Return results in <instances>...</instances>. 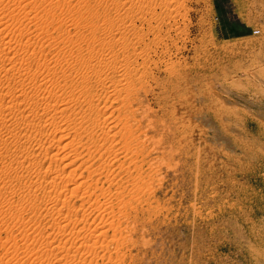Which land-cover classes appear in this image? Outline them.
<instances>
[{"label": "rangeland", "instance_id": "rangeland-1", "mask_svg": "<svg viewBox=\"0 0 264 264\" xmlns=\"http://www.w3.org/2000/svg\"><path fill=\"white\" fill-rule=\"evenodd\" d=\"M118 3L119 0H0V30L6 31L1 36L14 42L19 36L25 41L34 36L26 58L33 61L31 66L40 67L37 71L33 68L35 72L32 70L27 78L14 76L8 81L3 74L10 67L6 63L17 59L20 52L5 48L10 53L7 51L0 60V96H5L0 102L1 119L6 115L5 121L19 120L32 109L29 99L44 97L48 90L49 97H56L58 102L66 98L78 104L80 95L91 88L62 89L66 83L58 75L60 69L79 66L81 59L89 60L91 51L109 56L120 52L119 60L123 56L133 60L137 74L141 72L140 81L134 82L139 102L135 107L136 121L143 130L144 142L143 153L138 156L143 162L141 179L132 184L135 168L129 177L118 175L116 170L111 175L116 181L129 178L117 191L109 187L112 184L104 179L105 172L97 178L88 174L86 167L91 171L103 161L91 159L90 165H83L74 175L58 182V191L64 189L63 196L67 195L71 214L61 205L56 208L95 225L102 222L101 217L90 208H104L107 204L106 215L110 205L114 212L119 211V200L132 201L136 210L129 206L121 209L130 211L126 220L133 228L132 239L137 241L128 243L131 257L125 264H264V0ZM117 36L123 39V50L118 46L110 48L111 40ZM14 67L18 68L16 72L21 69L18 63ZM46 80L52 83L44 86ZM57 83L60 89H56ZM5 107L15 110L7 113ZM27 116L30 121V114ZM33 121L35 125L41 122ZM0 132V152L12 150L10 134ZM72 140L73 147L78 148V137ZM44 141L41 143L47 160L35 158H41L37 161L42 163L41 179L47 178L46 169L63 168L67 163L61 160L62 151L57 150L62 143L49 146ZM83 147L80 146L81 153L86 157ZM51 153L57 156L50 159ZM12 165L13 158H0V174ZM75 168L67 167L65 175ZM9 175L7 181H14L15 175ZM80 182L85 187L90 185L70 196L69 191ZM92 187L99 188L93 191L96 188ZM10 188L0 185V264H60V259H70L73 248L65 252L69 247L65 237L59 243H63L59 246L62 252L42 255L40 262L29 252L32 248L37 251L42 232L50 233L48 227L56 228L61 220L52 213L44 216L48 188L36 190V197L31 198L13 182ZM126 188L133 189L129 196ZM122 225L125 227V222ZM74 227L71 224L67 231Z\"/></svg>", "mask_w": 264, "mask_h": 264}, {"label": "bare ground", "instance_id": "bare-ground-1", "mask_svg": "<svg viewBox=\"0 0 264 264\" xmlns=\"http://www.w3.org/2000/svg\"><path fill=\"white\" fill-rule=\"evenodd\" d=\"M121 1H122V4H124L125 6V4L129 0H119V3ZM4 32L6 31L0 30V60L4 59L2 55H7V51H9L10 48L11 49L15 48L16 51L14 52L16 53L20 52L17 59L12 60L11 58L8 61L9 63L6 61L7 62L6 65L10 64V67L8 66L9 69L4 70V73L2 72L4 74V77L8 81L10 78H14V76L15 77L23 76L24 78H27L29 77V74H31V71L32 70L34 71L35 68H36L35 69L36 71L38 69L40 70V67L38 66L39 64L33 67L34 65L33 66L30 65V63L32 64L33 61L30 60L29 58H26L27 51L29 50L28 47L31 44L29 42L31 40L34 41V36L33 38H28L27 41L23 40L22 36H19L18 38L19 40L14 42V40L10 41V37L8 38V40L5 37H2L1 35ZM122 41L123 39L121 37L112 39L110 43V48H115L116 46L120 47V43ZM6 47H8L9 50H6L5 52ZM120 49L123 50L121 47ZM104 50L105 49H103V51ZM117 51H120V50H117ZM9 53L10 51L8 52V55ZM118 54L111 53V55L109 56L107 54H104V52L95 54L94 52L92 53L91 51L88 57L89 60L81 59L79 62V66L76 65L75 67H72L68 70L64 69L63 67L62 69H60L61 71L58 75H61V78L66 83L62 87V89L64 90L68 89V91H72L77 88H82V89L91 88V91L80 95V100L78 104H72V100H68L66 98H61V100L58 102L56 101V97L55 98L49 97L51 92L50 90H48L47 91L48 95H46L47 97L43 95L44 97L36 96L34 98L29 99L31 101L32 109L31 111L29 110L30 113H26V115L30 114V117L32 118L30 121H29L30 118L28 116L25 117L26 115L25 116L23 115L25 109L24 111H22L23 113L21 114L23 115V117L20 118L18 116L20 119L17 118L19 120H15V121H10V120L5 121L6 113L3 114L5 115L4 119H1L2 115H0V131H3L2 134L5 133L6 136L10 134L11 142H12V146H11L12 150H5L2 153L0 152L1 153L0 158L3 160V159L10 157V158H13L14 160V165H12L9 169H3V171L4 170L6 171L0 174V185L5 188L12 189L10 187H11V183L13 182L17 185V188L21 190V192L25 194V196H27L28 198H31L33 196V193L36 190H46L48 188V192H47L48 194L45 196L47 198L45 202L46 203L45 205L47 206V207L45 206L46 214L45 215L43 214V215L46 216V215H49V213H52V214H56L58 217H61V220L59 224H57L56 228L53 225H50L48 227V230L50 231V233L47 234L44 231L42 232L41 234L42 242H41V245L40 244L39 245L40 247L43 246V248H40L37 246V251H34L32 247H31L32 249L30 250L29 248L27 249L29 250L31 254L35 256L38 262L41 261L42 255L53 256L52 255L53 252H57V253L59 251L62 252L63 249L59 248L60 246L59 243L62 242V238L64 237H65V242L69 244V247L68 249H66L65 252L68 254L70 251L68 252L67 250H71L72 248L74 251L73 250L71 251L73 255H71L72 257L70 259H67L66 257L63 260L60 259L62 262L60 264H73V263L74 264H96L97 260L101 261V263L99 262L100 264H125V262L131 257L130 256L131 246L128 248V243L130 245L131 240L135 241V239H132L131 237V230H133V228L129 227L130 226L128 223L129 221L127 222L126 220L129 218V216H131V214H130V211L128 213V211L125 212V210H121V209L122 208L125 209V206H129L133 209L134 206L136 205H134L132 201L130 202L127 201V203H124L125 199L119 200L121 201L119 203L122 204V206L120 205L121 206L120 208H117L119 209V211L114 212L113 209H111L112 206L110 205V209L107 210L108 213H106L105 215L104 212L107 209L105 208L107 204L105 202L106 206L104 208L98 205L100 207L98 208V206L96 205L98 203L99 198H97L96 205H95L97 208L95 207V208H90V209H92V213L95 212L97 213V215L101 217L99 218L101 219L102 222L99 224L96 223L95 225L93 223L91 224L92 221L89 224H87L88 222L84 219L76 220L77 217L76 218L75 216L71 217L70 215H67L66 213H65L66 215L62 214L63 213L62 209L61 208L57 209L60 207L58 205H61L62 208L66 209L67 213L70 212V208H68L70 206H68V202H67L68 199H66L67 195L63 196L64 189L58 191V188H59L58 182L59 181L62 182L65 176H70L71 174L74 175V173L83 165H87L88 163L90 165L91 159H93L94 161L95 159L99 161L100 160H103V161L101 162V164L95 165L96 167L94 169L92 168L93 170L91 171L89 170V167H86L85 169L88 172V174L90 176L94 175L95 178H97L96 176L98 175L99 177L100 176L103 177V173L105 172L106 175H104V179H107V181L110 184H112L109 187L114 186L115 188H117L116 189L117 191L125 183L128 182L129 178H126V179L124 178L123 180L116 181V179L112 177L113 176L112 173L115 172L116 170L118 171V173L116 172L118 175H120L121 173H124V175L121 174L123 175V177H127V176L129 177L130 170L135 168L137 170L136 172L137 174L136 176H133L134 178H132V184H136L137 181L141 179V172L143 171V162L142 160L140 161L138 159V156H140V154L143 153L142 143L144 142H141L142 141L141 134H143L142 132L143 130L140 127L139 123L136 121V117H138V114H137V109L135 107L139 104V102L135 96V83H134V82L140 81L141 72L137 74L135 66L134 67L132 66L133 60H130L129 58L124 57V56L122 57V59L119 60ZM12 55H10V57ZM33 55H35V53ZM136 55L137 54H135V56ZM32 56L31 58H33ZM38 58H40V56ZM17 63H18V67L21 69L19 71L17 70L16 72L15 68L17 66L16 67L14 66ZM112 67L115 68L113 71H112ZM140 67H138V69ZM34 72L33 74H36ZM92 76H96V79H91L90 77ZM73 77H75V79H73ZM24 78L23 79L21 78L22 81L25 80ZM67 78H70V80L66 81ZM72 79L75 81H73ZM1 80L2 79H0V81ZM7 80H3V81L5 82ZM16 80L19 81L18 79ZM48 80H46V83L44 84V86H49L48 82L50 84L52 83V80L51 81H48ZM13 82L15 84V81ZM27 82L25 81V83ZM14 84L12 85L14 86ZM20 85H23V84L21 83ZM60 87L61 85L58 84L56 89H60ZM32 95L33 94H31V96ZM27 96L30 97L29 95ZM4 98L5 96H0V102H3L2 100ZM12 98H14V96ZM2 106L0 104V108ZM5 109L8 110L9 108L7 109L5 107ZM10 109H14V107ZM13 111L8 110L7 113L8 112L13 113ZM1 113L2 112H0V114ZM35 119H39L41 122L35 125L33 124L34 122L33 120ZM141 120L143 119L141 118ZM13 130H15V133L14 134L10 133ZM92 133H97V134L100 133V134L93 137L91 136ZM73 136L78 137V141H77L78 148L76 147V149L73 147L75 144V143L73 144V140H72ZM50 137H53V138H50ZM142 139H143V135H142ZM8 140H10V138ZM42 140L43 141L46 140L49 146L50 145L54 146L56 144L60 145L62 143V146L57 150L62 151L63 157L61 160H63L64 162H67L63 168L58 166V168L53 169V170L51 168L46 169L44 171V175L47 176L46 179H44V177L43 179L39 177L40 172H41L40 167H42V163L40 164L39 162H37L39 159H41L40 158L41 156L43 159L42 161L44 162L48 158V154L43 153V150H44L43 143L45 141L43 142ZM0 141H3L2 137L0 138ZM80 146L81 148H84L83 146L86 147V151H87L85 154L86 157L82 155L81 153L82 149L80 148ZM72 154L74 157L73 156L71 157ZM37 156H40V157L37 161H35V158ZM54 156H57V153H51L50 159ZM70 166H76V168L70 171L67 175H65V169ZM7 171L9 173H6ZM10 173L11 174L13 173L15 175L14 181L10 179H8L7 181V178H9ZM84 180L86 181L87 179H84ZM91 181H93V179ZM88 184L90 185V183ZM83 185H85L84 182L78 183V185L75 186V188L69 191L70 196L74 195L76 190L80 189ZM89 185L87 187L85 186L83 187L88 188ZM91 185H92V182H91ZM109 187L106 191L107 194H108V191L110 192ZM93 188H96V187H92V189ZM98 188L99 187H97L96 189H93V191L97 190ZM85 191L86 190H84V193ZM124 191H127V195L128 194L130 195L133 192V189L127 190L126 188L124 189ZM118 193L119 192H117V194ZM50 195L52 196L50 197ZM90 196L91 195L89 192L88 198ZM33 197H36V196H33ZM134 210H136V208H134ZM116 216H117V219H115ZM120 220H122L123 222H121ZM124 222H125V227H123L122 225V223L124 224ZM71 224H74L75 227L72 230L67 231V228ZM134 244H137V243H134ZM40 252L42 254H40ZM62 257H64V255H62ZM99 263L97 262V264Z\"/></svg>", "mask_w": 264, "mask_h": 264}]
</instances>
